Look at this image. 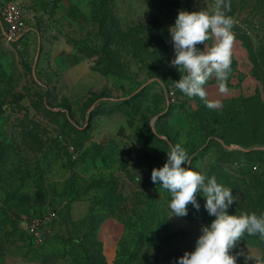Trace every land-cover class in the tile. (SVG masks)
Listing matches in <instances>:
<instances>
[{"label":"rangeland","instance_id":"374dc122","mask_svg":"<svg viewBox=\"0 0 264 264\" xmlns=\"http://www.w3.org/2000/svg\"><path fill=\"white\" fill-rule=\"evenodd\" d=\"M38 1L39 7L47 3L51 17L54 5ZM94 2H101L102 22L94 20L101 17L94 16ZM228 2L248 73L231 63L225 87L245 82V90L215 97V108L175 88L183 70L170 64L175 53L169 26L180 10L211 12L216 0H183L179 7L89 0V26L71 36L77 51L89 47L81 52L86 75L73 81L52 65L51 50L28 28L42 27L44 13L33 15L13 43L3 41L0 29V220H16L10 212L19 211L23 237L32 240L28 222L47 210L58 212L49 236L55 238L56 258L43 264H176L194 250L201 225L215 218L203 207L205 198L197 195L199 210L189 204L186 216L170 217L171 194L151 180L152 169L164 164L175 144L190 154L188 167L232 189L237 201L230 214L264 213V145L220 139L225 129L217 121L225 109L231 116L237 112L231 136L244 142L253 136L261 112L250 99L256 90L257 103L264 104V0ZM108 64L116 69L104 74ZM37 189L45 200L27 203ZM62 194L84 202L62 205ZM230 253L236 264H264V238L245 233Z\"/></svg>","mask_w":264,"mask_h":264},{"label":"clouds","instance_id":"9594fccd","mask_svg":"<svg viewBox=\"0 0 264 264\" xmlns=\"http://www.w3.org/2000/svg\"><path fill=\"white\" fill-rule=\"evenodd\" d=\"M228 0H216L214 10H180L174 24L169 26L174 57L170 64L181 74L175 81V88L189 98L200 97L208 108L219 105L207 99V85L218 81V88L225 91V81L232 63V47L235 34L232 31L235 19L228 15ZM215 42L209 46L211 38ZM203 43V48L197 45ZM163 79L160 83L163 84ZM191 156L181 145L170 146L167 158L161 167L151 172V180L171 194L168 208L172 216L183 217L189 212L188 205L199 210L197 195L203 196V207L215 218L210 224H203L195 241L194 250L185 251L176 264H236L235 255L230 253L245 233L259 234L264 238V213L230 214L229 207L237 196L232 189L222 185L213 176L205 175L193 167ZM169 217V218H170Z\"/></svg>","mask_w":264,"mask_h":264},{"label":"crops","instance_id":"0c3cea01","mask_svg":"<svg viewBox=\"0 0 264 264\" xmlns=\"http://www.w3.org/2000/svg\"><path fill=\"white\" fill-rule=\"evenodd\" d=\"M23 6L27 12V21L37 14V12L44 13L45 23H42V27L28 26L32 34L37 35L38 44L43 45L51 50L52 65L61 66L65 74L71 76L72 81L74 76L77 79H81L86 75V60L85 55L77 51L71 40V36L74 33L79 34V31L89 26L90 14L92 13L89 0H49L50 5H54V13L51 17L46 13L47 3L45 6L39 7L38 0H22ZM160 3L165 6L179 7L183 0H145ZM215 42V38H212L211 43ZM232 56L236 59L237 70L248 73L246 64V49L243 43L239 39L235 38L232 47ZM91 70V69H90ZM239 73V72H238ZM81 75V76H80ZM243 75V74H242ZM246 77V75H243ZM248 76V75H247ZM217 81L211 80L208 96L211 101L215 97L227 98L232 95L240 94L245 90V82L242 85H237L236 82L232 83V86L225 87V91L221 92L218 88ZM257 91V90H256ZM60 197V196H59ZM66 195L61 196L62 205L66 202L73 203V199L66 198ZM43 189L36 190L33 195L30 196L27 203H38L45 200ZM19 201L22 202V197H19ZM24 202V201H23ZM75 202H84V200H76ZM74 204V203H73ZM12 217L16 219L17 226H13L11 222L0 220V262L6 264H14L17 261H25L27 263L34 262L35 264H43L48 258H56V246L54 243L55 238L49 237L47 241L40 247L32 239L23 237L22 229L25 219L22 213L19 211L10 212ZM24 226V227H23ZM61 225L58 224L55 227V233L60 234L59 230Z\"/></svg>","mask_w":264,"mask_h":264},{"label":"built area","instance_id":"2783aa9c","mask_svg":"<svg viewBox=\"0 0 264 264\" xmlns=\"http://www.w3.org/2000/svg\"><path fill=\"white\" fill-rule=\"evenodd\" d=\"M1 35L5 43H13L27 29V12L22 0H0ZM58 212L47 210L28 222L27 231L37 245H43L53 233L52 224Z\"/></svg>","mask_w":264,"mask_h":264},{"label":"trees","instance_id":"16d2710c","mask_svg":"<svg viewBox=\"0 0 264 264\" xmlns=\"http://www.w3.org/2000/svg\"><path fill=\"white\" fill-rule=\"evenodd\" d=\"M93 7L95 8L94 10V13L96 16L97 14H99V16H101L100 18L95 17L94 20H98L100 22L104 21L106 19V15H103L102 11H101V8H102V5H101V2L98 4H95V2L93 3ZM92 14V13H91ZM89 47L86 46L85 48H79L78 51L79 52H86L88 51ZM137 50V49H136ZM104 53H109L108 49H104L103 50ZM138 51H136L137 53ZM135 53V52H134ZM140 53V52H138ZM133 56L135 57H139V55L137 54H133ZM232 63L235 64L236 63V59L232 56ZM253 63L255 64V62L253 61ZM100 62H97V66H100ZM164 68H168L166 65L163 66ZM116 69L115 66H113V64H108L106 65L105 67L101 68V71L104 73V74H107L109 72H112L113 69ZM256 73V72H255ZM258 94V92L256 91L255 95ZM252 96L250 97V99H252L253 101L256 102V106L258 107V109H261V112L260 114L257 116L256 120L254 121L253 123V127H252V131L254 132L253 133V136L250 138V140L248 141H239V140H235L232 136H231V132L230 130L234 129L233 125H234V121H237V117H238V114L237 112H234V114L231 116V113L225 109L223 111L222 114H219L217 113L218 115H229L228 117H223V118H219L217 121L221 123V125L223 126V128L225 129V132L223 134L220 135V139L226 141L225 139H229L231 140V142L235 141L236 143H239V144H243L245 146H248V145H264V104L262 103L261 105H259L256 101V98L258 97L259 99V96ZM246 113V112H244ZM217 119V116L215 118V121ZM253 120V119H252ZM104 196V194L102 195V197ZM115 204V203H114ZM58 217V216H57ZM57 219V218H56ZM6 221V220H5ZM8 222H12V223H15L13 224V226H17V221L16 220H13L11 219L10 221L8 220Z\"/></svg>","mask_w":264,"mask_h":264}]
</instances>
